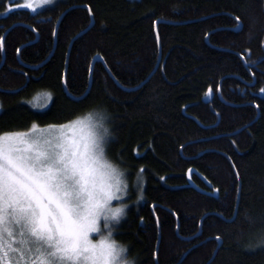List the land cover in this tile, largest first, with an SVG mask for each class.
Segmentation results:
<instances>
[{"label":"trees","instance_id":"obj_1","mask_svg":"<svg viewBox=\"0 0 264 264\" xmlns=\"http://www.w3.org/2000/svg\"><path fill=\"white\" fill-rule=\"evenodd\" d=\"M17 3L0 0V134L106 108L109 156L146 176L117 233L138 264H264L244 247L264 231V0Z\"/></svg>","mask_w":264,"mask_h":264},{"label":"clouds","instance_id":"obj_2","mask_svg":"<svg viewBox=\"0 0 264 264\" xmlns=\"http://www.w3.org/2000/svg\"><path fill=\"white\" fill-rule=\"evenodd\" d=\"M111 119L106 108L78 114L73 121L82 129L76 134L79 152L71 155L73 145L66 142L70 163L58 153L64 163L57 191L70 238L54 242L51 264H138L129 254L128 244L117 239V233L128 216L130 192L135 191L137 205L146 198V176L137 170L130 180L128 170L109 156L107 149L114 138ZM244 247H264V231L253 234Z\"/></svg>","mask_w":264,"mask_h":264},{"label":"snow or ice","instance_id":"obj_3","mask_svg":"<svg viewBox=\"0 0 264 264\" xmlns=\"http://www.w3.org/2000/svg\"><path fill=\"white\" fill-rule=\"evenodd\" d=\"M51 3L40 0V6ZM50 127L59 131L33 135V124L27 133L0 134V264H51L55 243L70 238L57 191L64 163L58 153L70 163L66 142L74 156L82 129L75 121Z\"/></svg>","mask_w":264,"mask_h":264},{"label":"rangeland","instance_id":"obj_4","mask_svg":"<svg viewBox=\"0 0 264 264\" xmlns=\"http://www.w3.org/2000/svg\"><path fill=\"white\" fill-rule=\"evenodd\" d=\"M17 1H18V3L13 8H10V10L26 9L32 13H35L39 10L46 8V7L52 6L54 3L58 2L59 0H53V3L48 4V5H43V6H40V0H17ZM40 99L41 98H39V100L35 102L34 106L37 109L42 110V109H44V107H42V106L45 105L46 102H43V101L39 102ZM0 110H1V105H0ZM31 129H32V127H31ZM58 131H59L58 128L37 126L36 132L32 133V134L33 135H39V134L47 135L48 133H55ZM27 132H29V130L26 132H17V133H27ZM69 136H71V133H69ZM127 203H128V201H127Z\"/></svg>","mask_w":264,"mask_h":264},{"label":"water","instance_id":"obj_5","mask_svg":"<svg viewBox=\"0 0 264 264\" xmlns=\"http://www.w3.org/2000/svg\"><path fill=\"white\" fill-rule=\"evenodd\" d=\"M59 21H60V20H59ZM58 23H59V22H58ZM58 23H57V25H56V29H57V27H58ZM157 23H159V21L155 23V31H156ZM91 25H92V21H91L89 27H91ZM240 28H241V26H240V24H238V29H240ZM56 29H55V34H56ZM1 41H3V40H1ZM96 60L101 61L99 58H95V59L92 61L90 71L92 70V68H93V64H94V62H95ZM154 71H155V70H154ZM151 75H152V74H151ZM208 94H209V96H212V94H211L210 91L208 92Z\"/></svg>","mask_w":264,"mask_h":264}]
</instances>
